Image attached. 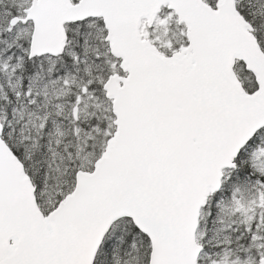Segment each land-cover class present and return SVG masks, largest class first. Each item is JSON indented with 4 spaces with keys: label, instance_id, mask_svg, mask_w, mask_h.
Masks as SVG:
<instances>
[{
    "label": "snow or ice",
    "instance_id": "snow-or-ice-1",
    "mask_svg": "<svg viewBox=\"0 0 264 264\" xmlns=\"http://www.w3.org/2000/svg\"><path fill=\"white\" fill-rule=\"evenodd\" d=\"M0 264H264V0H0Z\"/></svg>",
    "mask_w": 264,
    "mask_h": 264
}]
</instances>
